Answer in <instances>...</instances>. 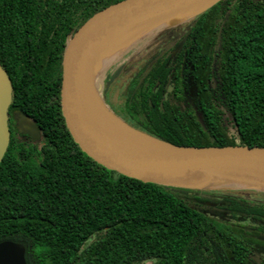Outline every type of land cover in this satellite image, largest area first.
<instances>
[{"label": "trees", "instance_id": "obj_1", "mask_svg": "<svg viewBox=\"0 0 264 264\" xmlns=\"http://www.w3.org/2000/svg\"><path fill=\"white\" fill-rule=\"evenodd\" d=\"M121 0H0V64L13 107L40 139L11 129L0 162V242L25 248L27 264H233L241 226L207 212L264 221L260 190L186 188L108 169L71 136L60 106L68 37ZM133 46V45H132ZM130 47L119 107L133 127L178 145L264 146V0H220ZM116 74V75H117ZM109 78L108 82H112Z\"/></svg>", "mask_w": 264, "mask_h": 264}, {"label": "water", "instance_id": "obj_2", "mask_svg": "<svg viewBox=\"0 0 264 264\" xmlns=\"http://www.w3.org/2000/svg\"><path fill=\"white\" fill-rule=\"evenodd\" d=\"M218 1L121 0L93 14L68 37L62 55V116L74 141L88 156L108 169L145 182L186 188L243 186L264 191V146H189L160 139L117 115L104 101L94 79L99 101L130 129L127 133L114 132L91 112L84 91L86 73L96 78L101 68L93 60L108 41L166 18L161 27L143 37L148 36ZM12 98L11 79L0 64V162L10 143L8 109ZM19 130L40 138L38 125L22 112H19ZM0 264H27L24 246L10 240L0 242Z\"/></svg>", "mask_w": 264, "mask_h": 264}, {"label": "bare ground", "instance_id": "obj_3", "mask_svg": "<svg viewBox=\"0 0 264 264\" xmlns=\"http://www.w3.org/2000/svg\"><path fill=\"white\" fill-rule=\"evenodd\" d=\"M165 19L166 18L158 19L142 27H139L140 29H138L136 32L130 33L123 37L113 38L112 40L108 41L104 47V50L101 51L96 58H94L93 63L96 60V64L102 68L105 63L122 53L136 40L161 27ZM94 79L96 81V78H93L91 74L86 73L84 91L87 96L89 109L106 128L118 133L129 132L130 129H128L123 123L118 121L111 113H109L97 98L93 87Z\"/></svg>", "mask_w": 264, "mask_h": 264}, {"label": "flooded vegetation", "instance_id": "obj_4", "mask_svg": "<svg viewBox=\"0 0 264 264\" xmlns=\"http://www.w3.org/2000/svg\"><path fill=\"white\" fill-rule=\"evenodd\" d=\"M3 68L5 69V67H3ZM9 77H10V75H9ZM10 79H11V77H10ZM11 83H12L13 98H12V103L8 109L10 135H11V129L12 128H16L17 131L21 134L28 135V134H25L19 130V112H22V113H24V112L19 108L13 107V104H14L13 103L14 85H13L12 79H11ZM61 83H62V62H61ZM60 106H61V88H60ZM24 114L29 117V115H27L26 113H24ZM29 118L31 120H33L38 125V123L33 118H31V117H29ZM38 127L40 128V138H41L43 135V132H42V129L39 125H38ZM40 138H36V139H40ZM219 211L221 212L220 216L217 213H212V212H209L207 210V212L214 217L225 218L233 226L234 225L235 226H241L244 228L241 231H233V234H235V235L236 234H242L243 235L242 240L244 243H243V253H242L241 258H240V263H238V261L235 258H231L232 263L233 264H264V221L254 219L251 216L243 217V216L238 215L236 217H233V215L231 213H229V211L221 210V209H219ZM238 217H240L243 220H249V222H252L253 224H250V223L249 224H243V223L234 222L233 220L235 218L240 219Z\"/></svg>", "mask_w": 264, "mask_h": 264}, {"label": "rangeland", "instance_id": "obj_5", "mask_svg": "<svg viewBox=\"0 0 264 264\" xmlns=\"http://www.w3.org/2000/svg\"><path fill=\"white\" fill-rule=\"evenodd\" d=\"M145 37H143V38H145ZM138 42H136L134 45H136ZM127 51H128V49L126 51L120 53L119 55L115 56L114 58H112L107 63H105L102 66V68L99 70V72L97 73V76H96V84L100 88V91L103 92L104 94H106V96L110 99L112 106L116 109L119 107L120 96L123 93L124 87H126V85L128 84V80H129L130 76L135 72V70H137V67L142 66L141 65L142 62L139 63V59L134 58L132 63L127 61L125 64V68H122L120 73L117 74V70L119 69V66L123 65V64H120L121 62H119L120 58H122L124 56V59H127L129 57V55H125V53ZM111 77H113L112 82L109 83L108 80ZM231 187H227V188H231ZM232 188H233L232 189L233 191H244L247 193H248V191H251V190L254 191L253 188H247V187H243V186H236V187L234 186ZM211 189H215L218 191L221 188L218 186H215V188H211ZM257 197H260V198L263 197L264 198V191L260 190V193L257 195ZM205 204L208 205L207 210L209 212L217 213V214H219V216L221 215L220 214L221 212L216 207L217 204H214L212 202H205ZM238 218H240V217H238ZM233 221L237 222V223H243V224H249V223L253 224L252 222H249V220H243L241 218L240 219L235 218ZM142 264H153V263L152 262H145Z\"/></svg>", "mask_w": 264, "mask_h": 264}]
</instances>
